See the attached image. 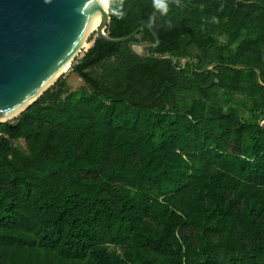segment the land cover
Segmentation results:
<instances>
[{"label":"trees","instance_id":"1","mask_svg":"<svg viewBox=\"0 0 264 264\" xmlns=\"http://www.w3.org/2000/svg\"><path fill=\"white\" fill-rule=\"evenodd\" d=\"M168 9L109 0L106 31L153 18L161 42L141 50L176 65L130 49L157 41L148 27L95 33L0 123V264H264V0Z\"/></svg>","mask_w":264,"mask_h":264},{"label":"water","instance_id":"2","mask_svg":"<svg viewBox=\"0 0 264 264\" xmlns=\"http://www.w3.org/2000/svg\"><path fill=\"white\" fill-rule=\"evenodd\" d=\"M109 21V0H0V123L18 117L54 86L77 56L87 51L86 45L95 33L110 42H124L148 27L157 41L131 40L130 49L141 57H168L176 65L171 53L151 54L141 50L161 42L148 23L126 35L113 37L106 31ZM185 61L191 63L192 59L180 57V66L176 68L182 69ZM219 64L211 62L199 71ZM256 72L261 82L259 68Z\"/></svg>","mask_w":264,"mask_h":264},{"label":"crops","instance_id":"3","mask_svg":"<svg viewBox=\"0 0 264 264\" xmlns=\"http://www.w3.org/2000/svg\"><path fill=\"white\" fill-rule=\"evenodd\" d=\"M261 123L262 120H261ZM242 119H237L236 122H235V125H234V128H233V135H232V139H231V145H230V152L231 153H238L240 152V132H241V128H242ZM235 128H237V134L235 133ZM233 138H235V142L233 141ZM233 143H235V147H233Z\"/></svg>","mask_w":264,"mask_h":264},{"label":"clouds","instance_id":"4","mask_svg":"<svg viewBox=\"0 0 264 264\" xmlns=\"http://www.w3.org/2000/svg\"><path fill=\"white\" fill-rule=\"evenodd\" d=\"M154 9L158 10L162 14L168 12V0H152ZM149 24H154L153 18L149 19Z\"/></svg>","mask_w":264,"mask_h":264},{"label":"rangeland","instance_id":"5","mask_svg":"<svg viewBox=\"0 0 264 264\" xmlns=\"http://www.w3.org/2000/svg\"><path fill=\"white\" fill-rule=\"evenodd\" d=\"M94 37H95V35H94ZM92 43H93V41L90 39V41L86 45V48H89L92 45ZM69 70H70V68H69ZM69 70L64 75H66L69 72ZM69 83H70V87H76L81 83V80L76 75L71 73ZM21 142L24 144V140H21Z\"/></svg>","mask_w":264,"mask_h":264},{"label":"bare ground","instance_id":"6","mask_svg":"<svg viewBox=\"0 0 264 264\" xmlns=\"http://www.w3.org/2000/svg\"><path fill=\"white\" fill-rule=\"evenodd\" d=\"M102 20H103V16L101 17L100 21H102Z\"/></svg>","mask_w":264,"mask_h":264},{"label":"built area","instance_id":"7","mask_svg":"<svg viewBox=\"0 0 264 264\" xmlns=\"http://www.w3.org/2000/svg\"><path fill=\"white\" fill-rule=\"evenodd\" d=\"M262 122H264V120H262Z\"/></svg>","mask_w":264,"mask_h":264}]
</instances>
